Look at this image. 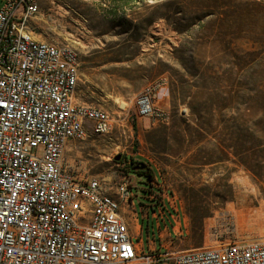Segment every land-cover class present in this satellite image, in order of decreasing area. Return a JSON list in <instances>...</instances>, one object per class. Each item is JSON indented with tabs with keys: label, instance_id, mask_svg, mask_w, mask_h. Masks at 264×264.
<instances>
[{
	"label": "rangeland",
	"instance_id": "1",
	"mask_svg": "<svg viewBox=\"0 0 264 264\" xmlns=\"http://www.w3.org/2000/svg\"><path fill=\"white\" fill-rule=\"evenodd\" d=\"M232 1L251 14L191 21L172 0H41L33 19L38 39L78 53L76 102L114 121L72 143L65 166L109 183L131 176L157 210L143 232L176 233L184 250L264 237V125L252 124L264 110V0ZM148 90L157 119L138 115Z\"/></svg>",
	"mask_w": 264,
	"mask_h": 264
},
{
	"label": "built area",
	"instance_id": "2",
	"mask_svg": "<svg viewBox=\"0 0 264 264\" xmlns=\"http://www.w3.org/2000/svg\"><path fill=\"white\" fill-rule=\"evenodd\" d=\"M40 14L41 0H0V264H264V238L184 250L176 233L143 232L157 210L131 176L109 183L65 166L72 143L114 121L76 102L78 53L36 37ZM152 103L148 90L139 117L158 118Z\"/></svg>",
	"mask_w": 264,
	"mask_h": 264
},
{
	"label": "trees",
	"instance_id": "3",
	"mask_svg": "<svg viewBox=\"0 0 264 264\" xmlns=\"http://www.w3.org/2000/svg\"><path fill=\"white\" fill-rule=\"evenodd\" d=\"M172 5L178 6L175 12H183V15L191 21H203L205 19L213 18H216L218 21H224L228 18H235V21H237L238 19L242 18L243 15L248 17V14H251V11L248 9V7H250L249 4H237L232 0H172ZM258 5L260 6L261 4ZM260 86V83L254 84V90L256 91L255 93L264 95V91L259 90ZM240 120H243L242 115H240ZM252 124L257 127L259 125H264V110L262 119L253 121ZM140 166H142L141 163L133 164L134 169ZM135 170L136 173L145 175L148 179L153 178L152 171L147 167L144 169L137 168Z\"/></svg>",
	"mask_w": 264,
	"mask_h": 264
},
{
	"label": "bare ground",
	"instance_id": "4",
	"mask_svg": "<svg viewBox=\"0 0 264 264\" xmlns=\"http://www.w3.org/2000/svg\"><path fill=\"white\" fill-rule=\"evenodd\" d=\"M241 217H242L241 220H243L244 222L247 221L248 217H246V215L242 214ZM260 238H264V237H260Z\"/></svg>",
	"mask_w": 264,
	"mask_h": 264
},
{
	"label": "water",
	"instance_id": "5",
	"mask_svg": "<svg viewBox=\"0 0 264 264\" xmlns=\"http://www.w3.org/2000/svg\"><path fill=\"white\" fill-rule=\"evenodd\" d=\"M137 168L144 169V168H145V166H144V165H142V166H140V167H136L135 169H137Z\"/></svg>",
	"mask_w": 264,
	"mask_h": 264
}]
</instances>
